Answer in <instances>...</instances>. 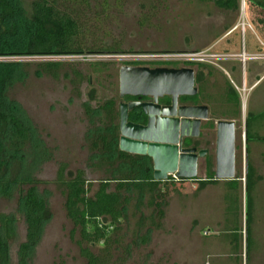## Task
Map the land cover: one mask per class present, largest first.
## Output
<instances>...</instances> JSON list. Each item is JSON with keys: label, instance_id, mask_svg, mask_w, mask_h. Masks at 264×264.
<instances>
[{"label": "rangeland", "instance_id": "rangeland-1", "mask_svg": "<svg viewBox=\"0 0 264 264\" xmlns=\"http://www.w3.org/2000/svg\"><path fill=\"white\" fill-rule=\"evenodd\" d=\"M30 1L22 0L24 9ZM103 1L107 5L102 10ZM77 4L86 44L116 47L117 52L99 57L88 54L92 56L88 60L76 55L0 58L28 63L26 77L7 92L8 98L20 105L33 130V140L24 150L26 165L22 177L35 182L46 212L40 236L31 246L25 264H85L74 244L77 231L72 240L69 237L71 224L63 209L62 188L55 182L56 172L64 165V177L68 179L81 171L90 183L88 197L96 191L99 181L114 175L89 149L88 134L106 128L107 122L102 117L88 119L83 106L95 110L113 99L118 111V104L123 101L118 97L117 71L129 53L180 51L222 56V60L208 58L207 64H191L202 70L203 98L188 103L205 102L209 120L234 118V177H240V182L232 190L223 181L199 187L191 180L170 183L166 179L167 183L159 186L165 190L160 220L153 207L146 204L147 192L138 203L134 192L128 194L118 231L109 234L112 241L119 243H112V260L119 264H264V114L260 116L264 112V13L253 6L246 9L242 0L237 1L235 10L198 0H86V5ZM241 52L248 57L244 63L235 59ZM45 61L64 63L57 79L34 75L31 64ZM96 62L108 63L107 69L95 72L90 64ZM72 68L83 77L81 82L69 81ZM225 80L238 97V107L225 100ZM167 99L162 102L167 103ZM246 117L252 137L245 145ZM206 121L201 122V127ZM195 143L198 148L207 149L213 171L214 128L202 127ZM205 163V157L197 160L195 178L199 181L205 179ZM247 163L253 172L246 258L243 176ZM26 187L19 184L12 197L0 198V214L14 220L15 234L7 245V264H19L18 250L25 243L18 197ZM228 200L234 206L232 213V209L226 211ZM234 226L235 240L229 234ZM91 251L96 253L97 248L92 247Z\"/></svg>", "mask_w": 264, "mask_h": 264}, {"label": "trees", "instance_id": "trees-1", "mask_svg": "<svg viewBox=\"0 0 264 264\" xmlns=\"http://www.w3.org/2000/svg\"><path fill=\"white\" fill-rule=\"evenodd\" d=\"M199 2H213L221 9L235 10L238 0H198ZM244 6H253L264 13V0H242ZM86 0H31L27 9L23 8L22 0H0V58L6 57H47V56H79L94 54H112L117 52L116 47L95 46L89 47L82 35V21L75 9L84 4ZM107 5V4H106ZM102 2V10L106 6ZM100 14L97 13V16ZM96 17V16H94ZM28 63L22 61H0V198L8 199L13 195V189L19 184L27 187L22 190L18 197L19 212L25 223V243L18 250L19 264H25L28 252L38 240L45 220V204L38 195L35 182L22 177L25 169L24 150L33 140V130L29 126L20 105L8 98L7 92L13 84L20 82L26 77ZM34 75H46L53 79L59 77V72L64 63L58 61L36 62L31 64ZM95 72H100L108 67L106 62L91 63ZM122 65H136L134 63H123ZM189 66V65H187ZM192 66V65H191ZM155 67V65L153 66ZM172 67V66H168ZM152 68V67H150ZM175 68V67H173ZM69 81L74 84L81 82L80 73L71 69ZM202 75L196 72L195 83L197 92L194 96L179 97L180 104L198 105L197 97L202 99L201 87ZM84 80H88L86 77ZM225 100L235 107L239 106V100L231 87L225 93ZM123 99L133 100L141 97L125 96ZM84 114L88 119L94 116L102 117L106 122V128L89 133V149L94 152L96 159L111 168L113 177L99 181L96 191L88 197L89 184L85 181L83 173H76L65 179L64 165H60L56 172L55 182L61 186L63 195V209L65 216L71 224L69 237L72 240L77 231L78 239L74 244L78 248L79 256L85 264H119L112 260L110 248L112 243L119 244L117 240L110 237V233L118 231L120 220L126 212L129 202L128 194L134 192L137 203L143 199L145 192L149 194L146 204L153 207L157 220L162 219V205L165 190L159 188L167 181H153L151 177V163L147 157L129 155L117 150V124L115 119L118 111L115 109V101L109 99L104 101L97 109L83 106ZM236 113V111H235ZM264 112L260 114L262 116ZM237 115V114H236ZM232 120L234 118H226ZM128 120L138 122L128 115ZM248 119H245V141L248 144L252 137L249 132ZM208 126H212L209 122ZM256 140L259 137L256 136ZM189 142L183 140L182 146L187 147ZM36 146V145H34ZM247 152V149H246ZM114 165L116 168L114 169ZM252 168L245 166L244 180V216L245 234L244 251L247 258L249 250V216L251 210V176ZM205 179L195 181L199 187L208 183H216L213 180V171L209 159L205 163ZM223 181L229 189L237 188L238 179ZM170 183L173 180L167 177ZM181 181V180H179ZM187 181V180H186ZM113 184V185H111ZM112 187L110 190L109 188ZM232 201L228 200V209ZM234 204V201H233ZM230 205V206H229ZM232 207V208H231ZM233 209L230 211L232 213ZM235 226L229 230L230 236L235 240L237 237ZM14 220L6 214H0V264H7V245L14 237ZM92 247L97 252L91 251Z\"/></svg>", "mask_w": 264, "mask_h": 264}, {"label": "water", "instance_id": "water-1", "mask_svg": "<svg viewBox=\"0 0 264 264\" xmlns=\"http://www.w3.org/2000/svg\"><path fill=\"white\" fill-rule=\"evenodd\" d=\"M118 97H148L149 102L118 104L117 150L129 155L144 156L151 163L153 181H166L174 175L178 180L195 179L197 160L204 150L183 147V140L199 135L200 122L207 120L202 105H178V97L194 96L193 70L190 68L121 65L117 71ZM169 98L160 106L157 99ZM139 108L146 116L144 125L127 121V114ZM214 181H232L234 177V123L214 122Z\"/></svg>", "mask_w": 264, "mask_h": 264}, {"label": "built area", "instance_id": "built-area-1", "mask_svg": "<svg viewBox=\"0 0 264 264\" xmlns=\"http://www.w3.org/2000/svg\"><path fill=\"white\" fill-rule=\"evenodd\" d=\"M243 3V1H242ZM104 55H110V54H94L92 56H104ZM91 55H79V58L88 60ZM47 57H52V56H47ZM222 60V56H215V55H204L202 53H197L194 51H180V52H156V53H129L125 57H123L122 64L123 63H134L138 64V66H147V64H154L155 66H164L163 64H180V67L185 66L184 64H205L208 60V58H214V59H219ZM237 61H240L242 63L245 62V60L248 59V57L241 52L238 54L235 58ZM182 63V64H181ZM211 63V62H209ZM207 64V63H206ZM237 89V87H235ZM170 177L173 181H178L177 178L172 174Z\"/></svg>", "mask_w": 264, "mask_h": 264}, {"label": "flooded vegetation", "instance_id": "flooded-vegetation-1", "mask_svg": "<svg viewBox=\"0 0 264 264\" xmlns=\"http://www.w3.org/2000/svg\"><path fill=\"white\" fill-rule=\"evenodd\" d=\"M158 67H163V66H158ZM167 67V66H166ZM184 68L186 67V68H190V69H192L193 70V77H194V86L196 87V83H195V75H196V72H198V73H200L201 75H203L202 74V70L201 69H198V68H196V67H193V66H191V65H189V66H183ZM170 68H173V67H170ZM175 68H181L180 66H178V67H175ZM194 68V69H193ZM204 71V70H203ZM207 74V73H206ZM208 75V74H207ZM210 77V76H209ZM201 80H202V77H201ZM225 82H226V91L229 89V84H228V82L225 80ZM230 83H231V81H229ZM234 84V83H233ZM197 89V88H196ZM226 91L223 93L224 95H225V93H226ZM139 97V96H138ZM225 97V96H224ZM166 97H162V98H158L157 99V104L158 105H160V106H165V105H168L169 104V99H167V103H165V102H162V100H164ZM122 99V101L123 102H149V101H151V99L150 98H148V97H141V99H133V100H126V99H123V98H121ZM177 104L178 105H190V104H180L179 103V97H178V99H177ZM203 103H205V102H200L198 105H202V106H205L206 108H207V114H208V116L210 115V111H209V107H208V105L205 103V104H203ZM240 114V113H239ZM128 115H131V117H132V119H134V120H137L138 122H133V121H131V120H128ZM214 119H216V118H211L210 120H209V117L207 118V121L206 120H202V121H206L207 123H206V127L207 128H209V129H212V128H214V122L216 121V120H214ZM221 120H228V119H226V118H220ZM219 118H217V120H220ZM214 122H213V121ZM127 121H129V122H132V123H135V124H140V125H144L145 123H146V116L143 114V112L139 109V108H134V109H132L131 111H129L128 112V114H127ZM201 121V122H202ZM232 121H234L233 119H232ZM201 122H200V132H199V135L197 136V137H194V138H186V139H184V140H187L188 142H189V145L187 146L188 148H195L196 149V151H198V150H204L205 151V155H204V157H205V159L207 158V149L206 148H198L197 146H195L196 145V143H195V139H198L199 137H200V135H201V129H202V127H205L204 125L201 127ZM209 122H211L212 123V126H208V123ZM244 143H245V145L247 144L246 143V141H245V123H244ZM245 145H244V149H245Z\"/></svg>", "mask_w": 264, "mask_h": 264}, {"label": "clouds", "instance_id": "clouds-1", "mask_svg": "<svg viewBox=\"0 0 264 264\" xmlns=\"http://www.w3.org/2000/svg\"><path fill=\"white\" fill-rule=\"evenodd\" d=\"M136 66V65H135ZM185 66H187V65H185ZM155 67H158V66H155ZM168 67V66H167ZM168 68H170V67H168Z\"/></svg>", "mask_w": 264, "mask_h": 264}, {"label": "crops", "instance_id": "crops-1", "mask_svg": "<svg viewBox=\"0 0 264 264\" xmlns=\"http://www.w3.org/2000/svg\"><path fill=\"white\" fill-rule=\"evenodd\" d=\"M221 70H222V67H221ZM222 72V71H221ZM229 120V119H228Z\"/></svg>", "mask_w": 264, "mask_h": 264}]
</instances>
